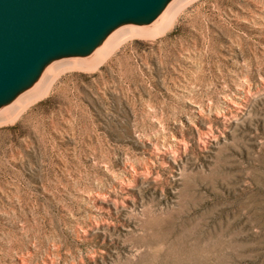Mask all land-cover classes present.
Here are the masks:
<instances>
[{
    "label": "rangeland",
    "instance_id": "374dc122",
    "mask_svg": "<svg viewBox=\"0 0 264 264\" xmlns=\"http://www.w3.org/2000/svg\"><path fill=\"white\" fill-rule=\"evenodd\" d=\"M1 122L0 264H264V0H192Z\"/></svg>",
    "mask_w": 264,
    "mask_h": 264
},
{
    "label": "water",
    "instance_id": "95a60500",
    "mask_svg": "<svg viewBox=\"0 0 264 264\" xmlns=\"http://www.w3.org/2000/svg\"><path fill=\"white\" fill-rule=\"evenodd\" d=\"M164 0H0V99L49 57L90 47L110 26Z\"/></svg>",
    "mask_w": 264,
    "mask_h": 264
},
{
    "label": "bare ground",
    "instance_id": "6f19581e",
    "mask_svg": "<svg viewBox=\"0 0 264 264\" xmlns=\"http://www.w3.org/2000/svg\"><path fill=\"white\" fill-rule=\"evenodd\" d=\"M191 1L164 0L159 8L148 16L125 19L110 26L84 50L62 52L49 57L24 83L0 99V121H4L1 123L14 120L31 102L46 94L64 69L98 66L127 37L137 34L152 36L163 33Z\"/></svg>",
    "mask_w": 264,
    "mask_h": 264
}]
</instances>
